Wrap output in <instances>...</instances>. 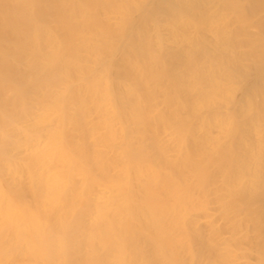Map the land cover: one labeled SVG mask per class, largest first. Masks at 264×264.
<instances>
[{
	"label": "bare ground",
	"instance_id": "obj_1",
	"mask_svg": "<svg viewBox=\"0 0 264 264\" xmlns=\"http://www.w3.org/2000/svg\"><path fill=\"white\" fill-rule=\"evenodd\" d=\"M0 264H264V0H0Z\"/></svg>",
	"mask_w": 264,
	"mask_h": 264
}]
</instances>
